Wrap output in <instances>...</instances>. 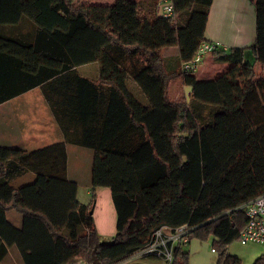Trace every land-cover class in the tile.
<instances>
[{"label":"trees","instance_id":"obj_1","mask_svg":"<svg viewBox=\"0 0 264 264\" xmlns=\"http://www.w3.org/2000/svg\"><path fill=\"white\" fill-rule=\"evenodd\" d=\"M173 3L163 18L158 4L133 0H0L1 30L24 19L35 30L25 41L0 33V104L45 85L65 136L30 152L0 147V262L17 246L24 264H123L162 227L187 226L189 242L213 239L218 264H241L229 248L248 223L246 206L264 195V76L254 68L264 70V0H256L253 45L211 54L228 65L215 79L181 69L208 41L213 0ZM167 48L178 50L177 62H165ZM89 63L100 65L97 80L71 75ZM175 80L190 88L187 98L170 97ZM66 143L96 151L89 205L68 180ZM27 175L30 183L15 186ZM101 187L111 190L117 213L110 242L93 217ZM12 210L24 217L22 229L8 222ZM184 246L175 247L172 264L189 263Z\"/></svg>","mask_w":264,"mask_h":264},{"label":"crops","instance_id":"obj_2","mask_svg":"<svg viewBox=\"0 0 264 264\" xmlns=\"http://www.w3.org/2000/svg\"><path fill=\"white\" fill-rule=\"evenodd\" d=\"M94 5L112 6L116 0H91ZM147 8L154 7L160 0H133ZM0 33L10 37H20L22 40L33 39L35 30L31 22L24 19L20 26H6L0 29ZM206 38L208 41L218 42L225 50L232 48H246L253 45L256 38V0H213L209 11ZM176 48H167L163 56L166 63L179 60V52ZM175 51V52H173ZM1 53V44H0ZM11 59V58H9ZM8 60L4 65L8 71L4 72L7 81L11 80L13 67ZM173 64V63H171ZM2 67L0 56V68ZM255 72L264 76V70L260 64L255 65ZM12 70V73L10 72ZM79 77L95 81L100 77L99 63H89L73 69ZM14 76V75H13ZM73 84L78 85V78L71 76ZM51 82V81H48ZM137 95L142 97L138 86L130 83ZM45 85H39L12 99L0 104V147L15 148L25 151H35L52 147L65 142V136L60 128L57 117L47 101L44 91ZM185 93L189 87H183ZM60 89V88H59ZM59 98L58 96H55ZM57 98L54 102H58ZM67 153V177L70 182L78 185V200L80 185H85L88 190L93 187V169L96 159L94 149L66 143ZM33 177V176H31ZM100 197L96 205L104 201V208H94L93 217L100 239L110 242L117 233V213L112 202V193L109 188H97ZM89 192V191H88ZM104 196V200H103ZM8 222L17 229L24 226V217L12 210L7 213ZM64 234L70 237L71 231L64 229ZM77 235L85 234L83 227H78ZM104 237L107 241H104ZM212 240L201 241L193 239L184 246V251L189 255L188 264H218L219 253L213 252ZM231 248V247H230ZM229 252L231 253V249ZM256 256V254H254ZM81 262L79 259L72 260L69 264ZM123 264H167L158 257L134 256Z\"/></svg>","mask_w":264,"mask_h":264},{"label":"built area","instance_id":"obj_3","mask_svg":"<svg viewBox=\"0 0 264 264\" xmlns=\"http://www.w3.org/2000/svg\"><path fill=\"white\" fill-rule=\"evenodd\" d=\"M174 13L173 0H160L157 14L163 18H168ZM219 49H224L220 43L207 41L201 45L199 51L192 61L182 62L181 69L184 72H196L203 63L207 55ZM225 50V49H224ZM248 223L240 234L239 242L242 245L264 244V195H261L246 206ZM189 232L187 226L176 229L162 227L157 230L148 244L136 252L134 256L158 257L164 259L167 264H172L174 259V249L178 244L187 245L189 243L186 234ZM216 252L215 249L212 250Z\"/></svg>","mask_w":264,"mask_h":264},{"label":"rangeland","instance_id":"obj_4","mask_svg":"<svg viewBox=\"0 0 264 264\" xmlns=\"http://www.w3.org/2000/svg\"><path fill=\"white\" fill-rule=\"evenodd\" d=\"M176 50V49H175ZM175 52V51H173ZM228 69V65L226 64H218L214 62L213 57L207 55L200 65L198 72L195 73L199 79H215L223 72ZM187 94L181 84L180 80H175L170 88V97L178 100L183 97L187 98ZM32 175H27L26 177L20 178L15 181V186H21L25 183H30L33 180ZM89 191V192H88ZM92 192L93 190L88 188L85 185H80V194H79V202L84 205H89L92 200ZM97 196L100 197L99 191H97ZM98 197L96 203L98 201ZM104 200V196H103ZM96 208H104V201L95 206ZM104 241H107V238H103ZM213 242V241H212ZM231 254L238 257L241 260V264H254L255 261L262 255H264V244H248L242 245L239 241H236L231 245ZM256 254V256H254ZM0 264H24L22 254L17 246H13L9 249L8 255L0 262ZM74 264H86L85 262H75Z\"/></svg>","mask_w":264,"mask_h":264},{"label":"water","instance_id":"obj_5","mask_svg":"<svg viewBox=\"0 0 264 264\" xmlns=\"http://www.w3.org/2000/svg\"><path fill=\"white\" fill-rule=\"evenodd\" d=\"M93 212H91V214H92Z\"/></svg>","mask_w":264,"mask_h":264}]
</instances>
